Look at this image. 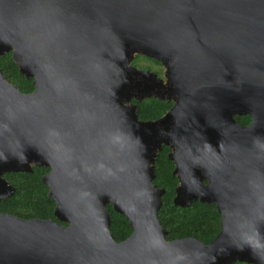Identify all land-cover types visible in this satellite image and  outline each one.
<instances>
[{
  "label": "water",
  "instance_id": "obj_1",
  "mask_svg": "<svg viewBox=\"0 0 264 264\" xmlns=\"http://www.w3.org/2000/svg\"><path fill=\"white\" fill-rule=\"evenodd\" d=\"M9 50L34 89L0 68V199L14 192L3 172L47 166L55 218L0 212V264H264V0H0ZM150 96L173 103L140 119L132 98ZM163 144L173 202L220 213L208 243L166 238ZM108 203L132 228L122 240Z\"/></svg>",
  "mask_w": 264,
  "mask_h": 264
},
{
  "label": "trees",
  "instance_id": "obj_2",
  "mask_svg": "<svg viewBox=\"0 0 264 264\" xmlns=\"http://www.w3.org/2000/svg\"><path fill=\"white\" fill-rule=\"evenodd\" d=\"M140 58L160 64L157 59L142 54H136L132 63L136 64ZM144 67L151 68L150 65ZM0 68L7 78L16 83L22 91L33 88L32 78L19 72L18 66L12 58L11 50L0 55ZM132 101L137 104V115L143 120L160 117L172 105L171 100L159 99L154 96L142 100L132 98ZM235 118L241 124L250 121L249 114L236 115ZM169 150L170 147L166 144L158 150L154 160L155 175L153 177V182L158 187L165 189L161 195L162 203L157 215L161 225L167 230L166 238L194 236L208 243L220 229V213L213 202L195 199L186 206L173 202L178 178L172 174L174 162L168 157ZM48 170L49 167L41 165L34 166L33 171L29 173H6L5 177L14 184L15 189L11 195L0 200V211L10 212L25 218H55L53 214L55 202L48 196V186L41 180L42 174ZM106 208L110 214L109 228L115 240L126 238L132 230L128 219L123 213L115 211L110 203L106 205ZM235 264L253 263L236 261Z\"/></svg>",
  "mask_w": 264,
  "mask_h": 264
},
{
  "label": "flooded vegetation",
  "instance_id": "obj_3",
  "mask_svg": "<svg viewBox=\"0 0 264 264\" xmlns=\"http://www.w3.org/2000/svg\"><path fill=\"white\" fill-rule=\"evenodd\" d=\"M5 75V74H4ZM25 76V75H24ZM5 77H6V79L10 82V83H13V84H15L16 86H18L16 83H14V82H11L8 78H7V76L5 75ZM32 79H31V84H32V86H33V88L31 89V90H27V91H22L20 88H19V86H18V88L20 89V91L21 92H25V93H27V92H31L33 89H34V85H33V83H32V80H33V77H31ZM167 100H169V99H167ZM172 101V100H171ZM172 103H173V101H172ZM170 108V107H169ZM168 108V109H169ZM167 109V110H168ZM165 113V112H164ZM163 113V114H164ZM162 114V115H163ZM241 115H243V114H241ZM236 116V115H235ZM250 120H251V116H250ZM238 121V120H237ZM239 122V121H238ZM241 124V123H240ZM245 124H247V123H245ZM164 145V144H163ZM170 150H171V148H170ZM169 150V151H170ZM169 153V152H168ZM169 157V156H168ZM34 166H41V165H35V164H33V163H31V170L30 171H26V170H17V171H5V172H3L2 173V175H3V177L9 182V184H11V185H13L14 186V184L11 182V181H9L6 177H5V174L6 173H15V172H27V173H29V172H32L33 171V167ZM173 170V169H172ZM49 171V170H48ZM47 171V172H48ZM45 174V173H44ZM44 174H42V176L44 175ZM173 174V173H172ZM175 175V174H174ZM42 176H41V180H42ZM177 186V185H176ZM14 189H15V186H14ZM7 197V196H6ZM4 198V197H3ZM2 199V198H1ZM0 199V200H1ZM0 212H5V211H0ZM6 213H10V212H6Z\"/></svg>",
  "mask_w": 264,
  "mask_h": 264
},
{
  "label": "rangeland",
  "instance_id": "obj_4",
  "mask_svg": "<svg viewBox=\"0 0 264 264\" xmlns=\"http://www.w3.org/2000/svg\"><path fill=\"white\" fill-rule=\"evenodd\" d=\"M135 58V57H134ZM134 58L132 59V60H134ZM134 65H136V66H138V67H141V68H145L144 66L145 65H150V69L152 70V71H156V72H158V74L160 75V76H163L162 75V73H163V69H164V67H163V65L162 64H156L155 62H153V61H150V60H146V59H142V58H140V59H138L137 60V63L136 64H134ZM149 69V68H148Z\"/></svg>",
  "mask_w": 264,
  "mask_h": 264
}]
</instances>
